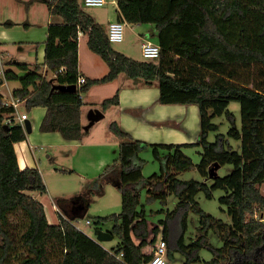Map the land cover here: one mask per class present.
Segmentation results:
<instances>
[{
  "label": "trees",
  "instance_id": "obj_1",
  "mask_svg": "<svg viewBox=\"0 0 264 264\" xmlns=\"http://www.w3.org/2000/svg\"><path fill=\"white\" fill-rule=\"evenodd\" d=\"M119 18L132 24L155 25L160 56L157 60H137L117 51L107 29L81 5V0H29L26 8L44 3L61 25H51L43 65L11 62L18 71L6 70L8 81H18L13 95L26 101V108L47 109L40 130L58 132L65 140H82L81 93L94 85L109 83L124 73L142 79L148 85L157 82L160 103L196 105L200 112L201 133L196 146L201 160L195 164L184 148L189 144H150L134 139L117 122L113 132L122 140L118 158L108 165L102 178H114L122 192L119 214L99 217L95 230L113 221L108 232L118 245L106 249L73 223L59 215L50 223L45 206L32 192L47 193L38 168L21 170L15 143L26 139L21 124H7L14 110L3 103L0 95V264H145L153 258L148 246V221L140 210L141 191L151 199L167 202L175 195L179 202L160 224L168 245V258L183 257L182 264H264V221L255 218L264 212V0H116ZM12 27L13 22H6ZM79 32L88 35V47L108 65L102 78L79 79ZM64 74L51 79L43 76L44 68ZM77 85L75 92L54 90V86ZM64 96V97H62ZM120 102L119 92L101 103L103 110ZM231 102L241 106V128L228 110ZM227 114L233 126L227 135L218 134L209 141L211 132L219 130L213 119ZM9 126L7 129L5 126ZM230 139L241 142V150ZM151 147L161 169L149 178L143 175L144 160L140 153ZM232 165L231 172L213 177L209 186L196 180L183 181L179 173L195 166L210 178V169ZM225 191L219 198L231 218L230 223L207 214L196 197L203 192L208 199L216 190ZM158 191V192H157ZM199 214V236L187 243L188 215ZM157 241L160 226L152 230ZM210 232L223 245L210 244ZM139 242H136V240ZM213 254L204 260L202 250Z\"/></svg>",
  "mask_w": 264,
  "mask_h": 264
},
{
  "label": "rangeland",
  "instance_id": "obj_2",
  "mask_svg": "<svg viewBox=\"0 0 264 264\" xmlns=\"http://www.w3.org/2000/svg\"><path fill=\"white\" fill-rule=\"evenodd\" d=\"M107 4L103 7H89L88 11L101 13L106 17H110L116 14L115 4L112 3V0H107ZM0 20H2V16L0 15ZM6 23V22H5ZM2 24V27L10 28ZM41 27L38 25L34 26H26L25 23L21 24L19 29L13 28L12 34L17 39L15 43H6L4 45V49L9 52V56L7 58V69H9V63L11 61L12 55L21 56L27 55L28 62H37L38 58H41V51L43 49V32L40 29ZM44 29V28H43ZM44 31V30H43ZM149 37L153 42L157 43V35L155 33V26L152 24H141V25H125L124 28V40L122 42L112 43V46L120 52H126V54L137 60H146L142 54L141 38ZM24 40L25 42H21ZM80 49L83 54L84 63L90 67H92V62L86 60L84 54L86 51L90 50L87 44L86 38L81 39L80 41ZM89 52V51H88ZM38 57V58H37ZM99 60L102 61L100 57ZM9 61V62H8ZM103 62V61H102ZM103 64H105L103 62ZM12 66V65H10ZM20 83L18 81H10V89H14ZM106 85H102L96 88H93L88 94L81 93L85 103V108H100V106L96 105L97 101H103L105 98L112 97L116 90L112 91V85L110 87H104ZM165 105V104H164ZM169 105V104H167ZM98 106V107H97ZM115 109V108H114ZM113 109V110H114ZM228 110L231 114L234 115L235 122L237 127L241 128V106L239 102H231ZM21 112H25L30 114L31 120L34 123L35 114L32 110H28L26 107L20 108ZM114 111L110 110V113L100 121L96 122L90 130H92L93 137L89 138V144H85L80 148H72L66 149L64 148H48L44 146V148H39L36 150V157L39 160V167L43 172L44 182L47 185V193L41 194L39 192H32L36 199L46 205L48 214L51 219L56 218V215L53 211V203L59 197H72L76 194L83 193L86 191V197L90 201V207L88 208L85 217L78 220L76 222L77 226L80 230H82L86 235L100 243L106 249L115 248L118 245V239L114 238L110 241H100L99 235L96 233L94 221L97 218L107 217L113 214H119L122 210V192L118 188L117 184L114 181V178L110 179L102 178V173L105 168L112 164L117 158L119 154V147L122 140L116 135L112 128L111 124L114 121L113 115ZM137 114V113H136ZM46 115V114H45ZM45 115L38 121L42 124V121ZM213 122L219 126V130L215 132H211L209 135V141L215 142L218 134L227 135L230 128L233 126L231 120L229 119L227 114L222 116H218L213 119ZM119 125L120 123L117 122ZM176 120L170 118L169 120L159 124L162 125L159 130V134L163 137V135L168 133V127L174 126ZM41 127V125H40ZM122 128V126L120 125ZM123 129V128H122ZM40 130V129H39ZM124 130V129H123ZM126 131V130H124ZM138 132V130L136 129ZM41 132V130H40ZM129 133L134 139L142 140L141 138H136L133 134ZM139 133V132H138ZM110 135V143L109 146H105L101 144L104 142L103 138L106 135ZM88 136V133L86 134ZM87 138V137H86ZM164 139V138H163ZM145 141V140H143ZM198 141V140H197ZM189 144L190 146L185 147V153L190 156L195 164H198L201 160L202 151L201 147H198L194 144ZM232 144L236 143V140L230 139ZM147 142V141H146ZM150 144L151 143L148 141ZM156 144H173V143H156ZM235 150H241V142L238 141ZM51 154V158L48 155ZM140 158L144 160L143 165V175L147 179L154 173H159L161 169V165L159 161L154 158L153 150L151 147L140 153ZM107 161V162H106ZM219 169H215V172L224 177L228 175L232 170V165H225L222 167H218ZM211 170V169H210ZM40 171V172H41ZM178 178L183 181L196 180L199 182H205L209 186L213 183V178L204 177L200 171L195 166L194 168L181 172L178 175ZM158 192V191H157ZM264 192V188H263ZM81 195V194H80ZM225 195V191L219 189L213 192V198L208 199L203 192H201L196 200L199 203V207L206 212L214 216L217 219H221L226 223L231 222V218L226 211V207L221 206L219 202V198ZM179 200L175 195H170L167 198V202H163L161 199H151L147 193V190L144 189L141 191V209H144L146 212V219L148 221L149 235H148V246L144 249V252L147 254L153 253V248L155 243L152 242L153 239V228L156 226H160V233L158 237L162 236L161 231L163 230L162 224L160 222L162 220H166L168 212H172L175 210ZM264 213V212H263ZM200 216L195 211H190L188 215V232L186 234L187 243L191 242V238L196 239L200 234L197 231L199 225ZM87 221L91 223L88 224ZM264 221V220H263ZM113 221H109L100 225L102 230L100 231H108L113 227ZM210 244H212L216 248L222 247L223 243L220 238L210 232L208 236ZM136 240V239H135ZM139 242V240H136ZM201 256L204 260H211L213 258V254L204 249L201 251ZM183 257L179 254H175V260L170 261L171 264H182Z\"/></svg>",
  "mask_w": 264,
  "mask_h": 264
},
{
  "label": "crops",
  "instance_id": "obj_3",
  "mask_svg": "<svg viewBox=\"0 0 264 264\" xmlns=\"http://www.w3.org/2000/svg\"><path fill=\"white\" fill-rule=\"evenodd\" d=\"M29 0H0V15L2 16V20H0V46L5 55V67L7 66V58L10 55L9 52L4 49V45L6 43H15L17 39L13 36L12 31L13 28L19 29L21 24L25 23L26 26H40L43 32V49L41 51V58L37 62H28L27 55L15 56L12 55L11 61L9 63V69H14V67L10 66L11 62H22L28 63L31 66L36 64L43 65L46 57V48L47 42L49 39V30L51 25H61L62 19L59 17H54L50 14V10L44 3H35L29 9L26 8V2ZM108 3V2H107ZM106 3V4H107ZM112 3L115 4L116 14L110 16L109 18L98 13L97 11L91 12L88 11L87 8L85 10L92 15V17L101 25H103L107 30L110 24L115 22H125L119 18V8L116 0H112ZM105 4V5H106ZM104 5V6H105ZM103 6V7H104ZM5 22H13L14 26L10 28L2 27L1 25ZM127 23V22H126ZM127 26L133 25L132 23H127ZM135 25V24H134ZM141 25V24H136ZM155 26V25H154ZM44 28V29H43ZM156 28V26H155ZM44 30V31H43ZM86 38L88 44V35L86 33H82L79 36L78 44H79V76L87 78H102L109 72V67L106 62L92 50H88L85 52L84 57L86 60L92 62V67L86 65L84 63L83 54L80 49V41L81 39ZM143 42V38H141ZM21 42H25L22 40ZM156 43V42H155ZM142 44V43H141ZM90 49V48H89ZM126 54V52H122ZM127 55V54H126ZM100 57L101 60H99ZM130 57V56H129ZM132 58V57H131ZM9 62V61H8ZM7 70V67H6ZM17 71V74L22 77L25 75L23 71ZM46 73V77L51 79L53 77L52 71L44 68L42 70V74ZM10 84V82H9ZM106 85L104 87H110L112 85V91L116 90L119 92L120 102L117 105H113L106 110L101 108V101H97L96 105L100 106L98 108L104 113V118L108 113L114 111L112 118L114 121L119 122L122 128L131 134H133L136 138H141L142 140L149 141L151 143H173V144H192L195 143L200 136L201 133V124H200V112L196 105H183V104H169L164 105L160 103V89L158 87L157 82L148 85L142 79H132L127 77L124 73L120 74L117 79L109 83H103L94 85L87 93L93 90V88ZM20 88V84L17 85L14 89ZM64 97V96H62ZM110 98V97H109ZM81 99L84 103L82 107V124L85 127L88 125V112L93 108H85L86 101L81 95ZM106 99V98H105ZM97 106V107H98ZM26 107V101L19 107L18 112L16 114V122L19 123V117L25 112H21L20 108ZM115 108V109H114ZM114 109V110H113ZM47 109L44 107H37L33 109V113L35 114L34 123L31 120L30 114H28V118L25 121H29L31 124V132L28 133L26 129H24L26 133V139L23 141L16 142L14 147L18 157V164L21 170L26 168H38L39 160L36 157V150L39 148H44L47 146L48 148L58 147L66 149L72 148H80L85 144H89L88 139L93 137L92 130H85L88 133V136L85 135L82 140H74L68 141L65 140L62 135L58 132H40V121L41 118L46 114ZM137 113V114H136ZM27 114V113H26ZM172 118L176 120L174 126L168 127V133L163 135V137L159 134L160 127L159 125L167 120ZM40 119V121H38ZM24 121V124H25ZM21 124V123H19ZM23 124V125H24ZM25 126V125H24ZM138 130V132L136 131ZM86 133V134H87ZM87 137V138H86ZM164 138V139H163ZM105 146H109L110 143V135H106L103 138ZM231 142V141H230ZM238 141L231 145L236 147ZM51 158V154L48 155ZM107 162V161H106ZM216 169H219L216 167ZM213 170V168H211ZM42 176H44L41 171ZM45 179V178H43ZM47 187V185H46ZM264 185H262L261 189L263 192ZM264 193V192H263ZM81 194V195H80ZM76 194L72 197H59L53 203V211L56 215V218H50L46 205V213L50 223H58L59 215L63 216L71 223H73L77 228H79L76 222L83 217H85L88 208L90 207V201L86 197V191L83 193ZM90 222V221H87ZM91 223V222H90ZM88 223V224H90Z\"/></svg>",
  "mask_w": 264,
  "mask_h": 264
},
{
  "label": "built area",
  "instance_id": "obj_4",
  "mask_svg": "<svg viewBox=\"0 0 264 264\" xmlns=\"http://www.w3.org/2000/svg\"><path fill=\"white\" fill-rule=\"evenodd\" d=\"M107 3V0H81V5L83 8L89 7H102ZM126 22H115L110 24L108 28V37L111 43L122 42L124 40V28ZM82 32H79V36ZM142 54L146 60H157L160 56V46L158 43L153 42L149 37L143 38V42L141 44ZM66 71L65 67H61L53 73V77L64 74ZM46 77V73L44 74ZM86 82L84 77H79L78 84L82 85ZM0 95L2 96L3 103L7 106L13 108V112L8 115L6 118L7 124H16V114L18 112L19 107L25 102V100H21L16 98L13 95V91L10 89L9 81L6 77V67H5V55L0 46ZM28 118L26 113L22 114L19 117V120L24 129L26 127L23 125L24 121ZM17 123V124H19ZM255 218L258 220H264V213H257ZM90 223V222H88ZM153 258L145 263V264H171L168 258V245L163 238V236H159L157 241L155 242L153 248Z\"/></svg>",
  "mask_w": 264,
  "mask_h": 264
},
{
  "label": "water",
  "instance_id": "obj_5",
  "mask_svg": "<svg viewBox=\"0 0 264 264\" xmlns=\"http://www.w3.org/2000/svg\"><path fill=\"white\" fill-rule=\"evenodd\" d=\"M78 87L77 85H61V84H57L54 86V90H58V91H63V92H75L77 91ZM88 120L89 123L88 125H86L84 127V130H89L96 122L100 121L101 119L104 118V113L99 110V109H91L88 112ZM25 127H26V131L28 133L31 132V124L29 121H25ZM7 129H9V126H5ZM218 174L215 172V169L210 170V177L213 178L215 176H217ZM96 233L99 235L100 237V241H110L111 239H113V236L108 232V231H98L96 230Z\"/></svg>",
  "mask_w": 264,
  "mask_h": 264
}]
</instances>
